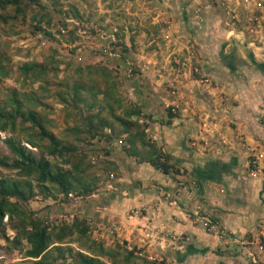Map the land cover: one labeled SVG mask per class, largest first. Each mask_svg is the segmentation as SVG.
Instances as JSON below:
<instances>
[{
  "label": "crops",
  "instance_id": "obj_1",
  "mask_svg": "<svg viewBox=\"0 0 264 264\" xmlns=\"http://www.w3.org/2000/svg\"><path fill=\"white\" fill-rule=\"evenodd\" d=\"M230 34L238 43L209 57H184L186 45L171 43L161 53L142 50V87L129 84L127 94L148 119V139L176 170L141 161L147 148L136 155L111 148L114 189L86 203L107 245L165 264H264V42ZM251 154L259 156L255 177ZM199 212L226 235L206 231Z\"/></svg>",
  "mask_w": 264,
  "mask_h": 264
},
{
  "label": "rangeland",
  "instance_id": "obj_2",
  "mask_svg": "<svg viewBox=\"0 0 264 264\" xmlns=\"http://www.w3.org/2000/svg\"><path fill=\"white\" fill-rule=\"evenodd\" d=\"M237 5L239 8L236 9ZM6 13L13 14V11L9 9ZM38 21H41L40 31L35 29ZM262 27L264 0H40L39 4L26 8L24 17L0 24V52L13 71L9 78L0 81V90L32 92L41 99L43 106L38 110L48 119L54 135L74 150L76 157L73 163H78L77 173L82 175L83 183L92 188L89 195L71 193L64 196L53 188L46 193L36 187L39 193L27 203L33 216L50 224L71 223L77 217L88 225L91 239L102 241L94 233L86 203L100 196L104 198L106 192L114 189L108 187V184H114L116 178V167L109 160L111 148L122 150L128 147L126 135H114L110 140L102 136L88 139L83 120L87 115L86 104L77 105L82 110L80 112L71 104L64 105L60 100L61 94L66 93L70 101L73 86L82 85L85 103L94 102L92 112L97 113L106 103H111V100L98 94L110 82L114 83L115 93L122 98L125 107L139 109L131 101L127 88L129 84L133 90L142 87L139 86L143 75L139 64L142 50L161 53L171 43L172 47L186 45L180 51L184 57L189 56L191 51L197 55L203 51L202 54L209 57L217 49L220 52L230 41L233 45L238 43L239 39H234L230 30L264 42ZM30 62L48 65L54 72L44 82L24 80L15 69ZM192 71L199 73L194 68ZM114 107L116 114L121 115L117 105L114 104ZM101 114L110 118L107 108H103ZM133 119L148 126L144 115ZM74 126L79 127L81 132H72ZM115 126L118 124L115 123ZM103 133L109 135L110 131L104 129ZM13 136L22 138L0 131L1 155L10 156L4 139ZM34 151L37 153V150ZM250 160L251 157L248 158L249 174L253 177ZM50 161L64 170L72 169L73 163L65 164L66 158L58 157ZM0 175L17 177L15 172L2 168ZM198 215L213 218L208 212H199ZM4 221L7 222V218ZM6 233L10 239L15 236L8 224ZM75 239L62 247H72L74 252L83 251L85 248ZM102 242L107 247L114 246ZM26 249L25 243L13 248L0 235V264H32V260L25 257ZM65 257L57 263L77 264L70 255ZM144 259L139 252L133 264H146Z\"/></svg>",
  "mask_w": 264,
  "mask_h": 264
},
{
  "label": "trees",
  "instance_id": "obj_3",
  "mask_svg": "<svg viewBox=\"0 0 264 264\" xmlns=\"http://www.w3.org/2000/svg\"><path fill=\"white\" fill-rule=\"evenodd\" d=\"M40 0H0V24H8L16 21L19 16L25 15L26 8L39 4ZM11 9L13 14L6 13ZM41 21L37 22L35 29L41 30ZM55 64V63H53ZM24 80L32 83L44 82L54 72L48 65L38 63H24L15 69ZM13 73L6 57L0 52V81L7 79ZM74 93L68 101L66 93L61 94L60 100L64 105L71 104L73 108H79V104H86L87 115L84 117L85 133L88 139L105 137L110 140L114 135H126L129 155H136L137 145L149 148L148 157H142L141 161L148 162L155 169L163 173L175 172L169 155L158 149L149 139L146 133L147 126L141 125L139 120L141 111L135 106L125 107L121 97L115 93L114 83H106L102 94L111 103L103 107L108 109L110 118L101 114L103 108L97 113L92 109L95 103H85L82 97L84 88L82 85H74ZM0 131L22 136L21 139L8 137L4 143L10 152V156L0 154V168L13 171L17 177L0 175V235L3 240L13 248L27 245L25 257L32 260V264H58V260H65L66 255L74 258L77 264H133L139 251L129 250L126 246L117 244L107 247L100 240H93L89 236V227L85 221L74 217L71 223L61 222L50 224L44 219L33 216V212L27 207V203L34 199L39 191L49 192L53 188L58 193L68 196L92 192L90 185L83 183L82 175L78 172V163L75 161L74 150L59 140L50 130V124L45 115L38 110L43 106L41 99L34 93H20L17 89L3 92L0 90ZM116 108L122 111L116 114ZM118 124V128L115 126ZM117 128V129H116ZM110 131L105 135L103 130ZM72 132H81L74 126ZM27 145L30 146L28 148ZM37 150V153L34 151ZM66 158L65 164H72L71 170H64L53 164L54 158ZM82 161V159H81ZM81 163V162H79ZM75 172V173H74ZM77 173V174H76ZM7 218V222L4 219ZM15 232L10 239L6 233V225ZM81 243L85 249L74 252L72 247L66 249L63 244L72 238ZM146 264H159L161 262L143 260ZM30 264V263H27Z\"/></svg>",
  "mask_w": 264,
  "mask_h": 264
},
{
  "label": "built area",
  "instance_id": "obj_4",
  "mask_svg": "<svg viewBox=\"0 0 264 264\" xmlns=\"http://www.w3.org/2000/svg\"><path fill=\"white\" fill-rule=\"evenodd\" d=\"M261 32L263 33V38H264V27L261 28ZM205 82H208V80H205ZM250 157H251L250 166L253 168L251 175L255 177L259 172V156L251 154ZM108 187L113 188L111 184H108ZM194 217L201 225H203V227L209 233H215L221 236L226 235V231L219 225V223L216 220H214L210 216H200L198 215V213H196Z\"/></svg>",
  "mask_w": 264,
  "mask_h": 264
}]
</instances>
